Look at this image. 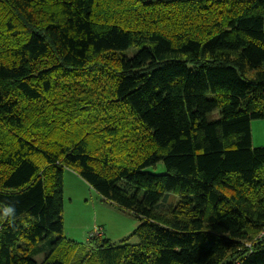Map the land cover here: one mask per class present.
Returning <instances> with one entry per match:
<instances>
[{"label": "trees", "instance_id": "trees-1", "mask_svg": "<svg viewBox=\"0 0 264 264\" xmlns=\"http://www.w3.org/2000/svg\"><path fill=\"white\" fill-rule=\"evenodd\" d=\"M259 119L264 0H0V264H264ZM67 169L137 244L67 237Z\"/></svg>", "mask_w": 264, "mask_h": 264}, {"label": "rangeland", "instance_id": "rangeland-1", "mask_svg": "<svg viewBox=\"0 0 264 264\" xmlns=\"http://www.w3.org/2000/svg\"><path fill=\"white\" fill-rule=\"evenodd\" d=\"M218 113L211 115L210 119H215ZM251 131L253 147H264V119L253 120ZM147 171L164 173L165 167L160 164L157 169ZM63 219L67 237L79 244H87L89 235L98 227H103L105 236L119 244L132 236L140 224L133 215L103 202L98 193L70 169L64 174ZM130 242L137 244L138 237L132 236Z\"/></svg>", "mask_w": 264, "mask_h": 264}, {"label": "clouds", "instance_id": "clouds-1", "mask_svg": "<svg viewBox=\"0 0 264 264\" xmlns=\"http://www.w3.org/2000/svg\"><path fill=\"white\" fill-rule=\"evenodd\" d=\"M4 215L9 218H14L15 209L13 206H6Z\"/></svg>", "mask_w": 264, "mask_h": 264}]
</instances>
